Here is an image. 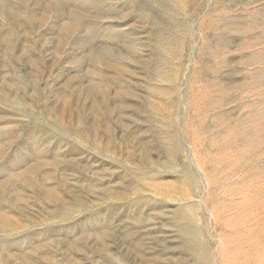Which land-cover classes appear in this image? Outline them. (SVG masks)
Masks as SVG:
<instances>
[{"label":"rangeland","instance_id":"1","mask_svg":"<svg viewBox=\"0 0 264 264\" xmlns=\"http://www.w3.org/2000/svg\"><path fill=\"white\" fill-rule=\"evenodd\" d=\"M262 249L264 0H0V264Z\"/></svg>","mask_w":264,"mask_h":264},{"label":"bare ground","instance_id":"2","mask_svg":"<svg viewBox=\"0 0 264 264\" xmlns=\"http://www.w3.org/2000/svg\"><path fill=\"white\" fill-rule=\"evenodd\" d=\"M261 249V248H260ZM259 251V252H258ZM256 250V252H258V254H262V255H264V250L262 249V250ZM261 252V253H260ZM253 255V254H252ZM255 255V254H254ZM259 256V255H258ZM257 257V256H256ZM259 257H261V256H259ZM252 258V257H251ZM258 259V258H257ZM262 261V260H261Z\"/></svg>","mask_w":264,"mask_h":264}]
</instances>
